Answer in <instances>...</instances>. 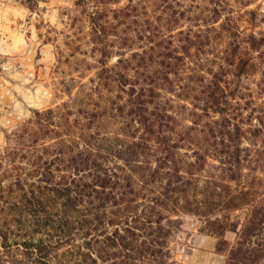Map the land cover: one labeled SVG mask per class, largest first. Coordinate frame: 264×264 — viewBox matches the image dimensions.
<instances>
[{
	"label": "rangeland",
	"instance_id": "rangeland-1",
	"mask_svg": "<svg viewBox=\"0 0 264 264\" xmlns=\"http://www.w3.org/2000/svg\"><path fill=\"white\" fill-rule=\"evenodd\" d=\"M48 110L55 116L41 127L37 113ZM147 123L176 160L198 170L205 157L202 183L220 165L212 136L223 123L239 127L249 185L264 181V0H0V264H34L23 239L46 242L51 264L112 263L96 238L124 234L113 203L128 192L125 178L165 155ZM86 152L98 173L71 161ZM72 180L89 185L75 211L52 191ZM84 194L95 205L108 197L107 207L95 211ZM168 215L173 261L225 264L199 217Z\"/></svg>",
	"mask_w": 264,
	"mask_h": 264
},
{
	"label": "trees",
	"instance_id": "trees-1",
	"mask_svg": "<svg viewBox=\"0 0 264 264\" xmlns=\"http://www.w3.org/2000/svg\"><path fill=\"white\" fill-rule=\"evenodd\" d=\"M37 116V124L46 127L49 120L54 118L55 113L53 110H48L45 113L38 112ZM221 126L223 130L219 132V135L212 136L215 138L212 143L216 151L215 157L220 163L218 167L213 166V168L217 169L218 173H212L209 176L210 179L202 183V178L195 176L206 171L205 157L198 160V162L201 161L198 170L195 162L176 160V154L173 151L175 146L169 144L166 136L161 133L156 134L154 124H148V133L155 136L157 140H155L158 145L157 152L165 155L157 158V163L161 164L158 168L144 169L138 166L132 169L133 175L137 178L133 176L125 178L128 192H124L121 200L113 203L118 208L115 210L118 218L116 226L126 225V228L122 229L124 234L120 232V229H116L103 239L96 238V243L100 244L102 252L107 257L115 259L110 264H179L172 260L167 245L170 235L169 228L175 223L168 215L172 212H184L199 217L204 223L203 231L219 239L218 251L227 253L225 264H264V181L259 178V186L249 185L248 179L251 176L243 172L249 158L242 156L240 128L228 127L224 123ZM210 131L213 130L210 129ZM25 132L28 133V130ZM218 137L220 140H217ZM151 140L148 139V142L150 143ZM136 148L137 150L142 149L143 145L138 144ZM147 148L150 150L149 146ZM90 156V152L76 153L71 161L81 165L82 168L90 166L95 173H98L99 164L95 159L91 160ZM163 169L167 171H161ZM108 176H110L108 172H105L103 176L98 174L97 178L101 180L102 187L111 182ZM74 181L68 182L67 185L61 183L60 186L52 189L56 194L67 197L64 206L69 211L78 209L82 204L78 195L89 186L88 184L83 186L76 184L75 189L71 188ZM140 182L151 185L152 188L149 189L148 194H143L142 191L146 190L143 185L138 187ZM156 184L157 187L152 186ZM73 192L75 196H72ZM128 195L131 198H126ZM83 196L87 198L90 206L95 205V200H90L91 194ZM142 197L146 201L139 203L138 200ZM107 200H109L108 197H101V202L94 207L95 211L105 209ZM234 212L243 214L233 215ZM95 215L98 221L107 217V213H104L102 217L98 213ZM88 220L89 223L93 221L91 218ZM69 223L72 221L69 220ZM108 224L115 225V222L109 220ZM227 232H233L236 235L235 243L228 247L229 243L225 239ZM7 234L1 227L0 239L2 241L8 239ZM25 235L27 231L23 233L24 237ZM20 245L25 249L23 254L25 252L28 257L35 255L34 264H51L50 246L46 242L23 239ZM107 248H112L113 251H106ZM12 260L17 263L24 261L18 257Z\"/></svg>",
	"mask_w": 264,
	"mask_h": 264
}]
</instances>
